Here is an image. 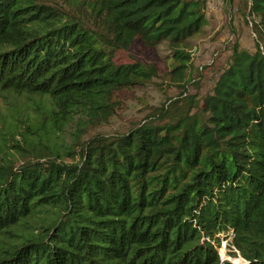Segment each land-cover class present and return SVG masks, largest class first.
I'll list each match as a JSON object with an SVG mask.
<instances>
[{
    "label": "trees",
    "instance_id": "obj_1",
    "mask_svg": "<svg viewBox=\"0 0 264 264\" xmlns=\"http://www.w3.org/2000/svg\"><path fill=\"white\" fill-rule=\"evenodd\" d=\"M46 1L0 0V91L39 96L51 120L25 137L36 156L0 147V264H236L220 255L230 232V255L264 264V0H244L254 49L236 40L200 102L124 132L77 127L71 162L54 128L108 119L117 92L156 75L116 51L165 42L169 77L188 81L208 0Z\"/></svg>",
    "mask_w": 264,
    "mask_h": 264
},
{
    "label": "rangeland",
    "instance_id": "obj_2",
    "mask_svg": "<svg viewBox=\"0 0 264 264\" xmlns=\"http://www.w3.org/2000/svg\"><path fill=\"white\" fill-rule=\"evenodd\" d=\"M78 1L47 0L46 2L72 13L78 11L75 9ZM83 12L88 14L84 10ZM206 15L208 24L204 33L191 38L193 66L188 81L169 77L172 52L165 42L157 47L149 48L137 39L129 48L116 51L114 59L117 62L141 61L151 67L156 75L146 85L117 92L118 105L108 119L87 121L85 129H83L82 121L71 124L64 132L54 128V133L51 135L52 141H56L61 149L64 146H70L69 150L74 151L65 156L68 162L74 161L76 150H78V145L76 146L73 140V133L77 132V127H81L82 138L85 139L99 133L109 135L124 132L145 118L176 116L189 111L193 104L202 100L221 73L236 40L243 47L254 49L256 35L252 29L251 18H246L244 0H210L207 3ZM47 106L48 103L36 95L13 90L0 91V147L4 148L3 144L9 146L18 144V149L14 148L13 151L10 150L12 148H5L8 152L14 153L13 158L18 163L38 154V150L26 141L34 135L27 133L31 131L45 133L51 123L47 117ZM16 120L23 122L19 133L9 130L10 124ZM28 126H31L30 131L27 129ZM0 155H2L1 150ZM231 238V232L228 240L224 235L222 236L221 248L225 242L226 247L224 255L220 251L221 257L230 259L236 264H245L246 260L238 251L236 256L229 254L231 250L236 251L229 246Z\"/></svg>",
    "mask_w": 264,
    "mask_h": 264
},
{
    "label": "bare ground",
    "instance_id": "obj_3",
    "mask_svg": "<svg viewBox=\"0 0 264 264\" xmlns=\"http://www.w3.org/2000/svg\"><path fill=\"white\" fill-rule=\"evenodd\" d=\"M225 247H226V242L223 244L222 248H221V253L224 255L225 252Z\"/></svg>",
    "mask_w": 264,
    "mask_h": 264
},
{
    "label": "built area",
    "instance_id": "obj_4",
    "mask_svg": "<svg viewBox=\"0 0 264 264\" xmlns=\"http://www.w3.org/2000/svg\"><path fill=\"white\" fill-rule=\"evenodd\" d=\"M208 2H210V0H208Z\"/></svg>",
    "mask_w": 264,
    "mask_h": 264
}]
</instances>
